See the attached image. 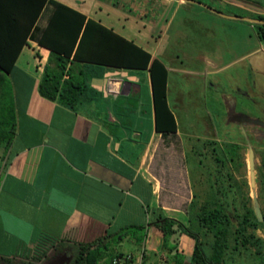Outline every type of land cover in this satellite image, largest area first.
Here are the masks:
<instances>
[{
  "label": "crops",
  "instance_id": "1",
  "mask_svg": "<svg viewBox=\"0 0 264 264\" xmlns=\"http://www.w3.org/2000/svg\"><path fill=\"white\" fill-rule=\"evenodd\" d=\"M55 1L165 65L168 104L178 128L168 136L156 130L149 70L78 63L76 74L88 68L96 75L90 85L100 93L97 100L72 110L42 96L45 70L55 64L49 49L28 38L7 75L15 132L8 147L0 145V259L25 264L45 236L68 246L107 237L115 254L132 256L127 264H191L196 240L182 234L172 252L175 239L165 242L155 212L189 226L205 201L247 195L263 221L257 185L264 151L259 130L264 129L259 124L264 43L255 20L264 17V0ZM51 11L43 12L39 29L48 25ZM112 79L122 82L120 95L108 93ZM137 100L143 111L150 106L146 139L142 131L132 135L124 126L128 106L136 109ZM212 101L222 105L216 116ZM182 120L200 121L199 127L183 126ZM226 145L240 158L234 154L230 160ZM190 153L196 156L195 172ZM215 153L226 161L225 170ZM124 233L129 235L120 239ZM256 234L264 245V226ZM231 254L258 255L255 249Z\"/></svg>",
  "mask_w": 264,
  "mask_h": 264
},
{
  "label": "trees",
  "instance_id": "2",
  "mask_svg": "<svg viewBox=\"0 0 264 264\" xmlns=\"http://www.w3.org/2000/svg\"><path fill=\"white\" fill-rule=\"evenodd\" d=\"M51 7L48 25L39 29L37 23L43 12ZM264 21V17L259 16ZM260 40L264 43V23L255 25ZM28 38L51 51V63L40 83L42 96L60 104L79 110L97 100L100 93L88 84L84 74H76L73 65L78 63L127 70H149L153 88L156 130L164 136L177 132V123L168 104V70L149 52L115 33L100 22L88 19L83 13L55 0H0V145L8 147L14 137L15 124L10 120L8 101L12 96L7 78L14 68ZM65 76L67 78L65 79ZM239 148V147H236ZM234 154L229 153L230 160ZM259 182L264 192V151L260 153ZM220 170H225L226 161L218 153L214 155ZM231 190L237 193V188ZM222 189H220L221 191ZM228 196V195H227ZM194 207H197V203ZM155 215V226L163 234L165 242L175 239L171 251H177L176 240L187 234L196 240L191 264H229L230 253L255 249L264 255V245L256 231L264 226L255 214L252 199H217L205 201L198 212L191 215L189 226L184 223ZM143 231V227H132ZM129 230V229H128ZM129 233L119 235L120 239ZM42 240V241H41ZM106 238L90 243L67 245L49 236L40 239L35 256L25 264H41L53 250L68 247L73 252L70 264H113L115 254ZM8 264L11 261L6 260ZM182 261V258H181Z\"/></svg>",
  "mask_w": 264,
  "mask_h": 264
},
{
  "label": "rangeland",
  "instance_id": "3",
  "mask_svg": "<svg viewBox=\"0 0 264 264\" xmlns=\"http://www.w3.org/2000/svg\"><path fill=\"white\" fill-rule=\"evenodd\" d=\"M33 59H35V58L33 57ZM84 75H85L84 78L88 84H91L92 80L96 76L94 74V72L89 70L88 68L85 70ZM138 100L136 102L139 103ZM219 106L222 107L221 104H218V103L215 104L214 101L211 102V110H212L211 113L213 115L216 116L218 114V112H219L218 107ZM261 106L264 107V105H261ZM144 109L146 111H143L140 103L136 109H134L132 106L129 105L128 106V113H127V116L125 117V120H124L125 121L124 126L130 132V134L132 133V135H134V133H136V132L140 133L142 131L144 133V138L146 139V136L148 133V127L150 124V112H148L150 110V106L147 105L146 107H144ZM259 115L264 118V114H262L261 111H260ZM261 117L259 119L260 125H262L264 123V119ZM181 123L183 124V126H187L188 123H191V124L195 123V124H197V127H199L198 124L200 123V121L192 122V121L182 120ZM216 124H218L221 127V121L216 120ZM259 130H261L260 132L262 135V136L260 135V144L264 145V129H259ZM229 138H235V137L231 135V136H229ZM224 148H225V153L230 152V147L228 145L224 146ZM203 159H204L203 160L204 165L208 166L209 160H207V155H205ZM189 160H190V165L192 166V168H194L192 170H193V172H195V170H196L195 165L197 164L196 156H194L193 153H190ZM206 170L209 171V168L206 167ZM258 177H259V174H258ZM258 181H259V178H258ZM257 192H258V197H259L258 201H259V203L262 207V210H263V208H264V192L261 188L260 183L257 185ZM116 240H117V238H116ZM232 255L233 254H231L229 256V264H264V256L263 255H255L254 257L251 254H243V255L237 254L236 256H232ZM72 257H73V252L70 248L59 247L58 250L51 251L49 254V257L44 259V261L41 264H63V261L64 262H70ZM0 264H8V263H7V261H3L2 259H0Z\"/></svg>",
  "mask_w": 264,
  "mask_h": 264
},
{
  "label": "built area",
  "instance_id": "4",
  "mask_svg": "<svg viewBox=\"0 0 264 264\" xmlns=\"http://www.w3.org/2000/svg\"><path fill=\"white\" fill-rule=\"evenodd\" d=\"M123 90V84L121 81H116V80H110L108 83V93L110 95H120ZM0 176H1V171H0ZM132 260L131 255H122L120 257H117L114 259L113 264H127ZM138 264H150L148 262H144L141 260ZM161 264H165V261L162 260Z\"/></svg>",
  "mask_w": 264,
  "mask_h": 264
},
{
  "label": "water",
  "instance_id": "5",
  "mask_svg": "<svg viewBox=\"0 0 264 264\" xmlns=\"http://www.w3.org/2000/svg\"><path fill=\"white\" fill-rule=\"evenodd\" d=\"M256 22H259V23H264V21H261V20H255Z\"/></svg>",
  "mask_w": 264,
  "mask_h": 264
},
{
  "label": "flooded vegetation",
  "instance_id": "6",
  "mask_svg": "<svg viewBox=\"0 0 264 264\" xmlns=\"http://www.w3.org/2000/svg\"><path fill=\"white\" fill-rule=\"evenodd\" d=\"M70 262H71V261H70ZM70 262H64V261H63V264H70Z\"/></svg>",
  "mask_w": 264,
  "mask_h": 264
}]
</instances>
